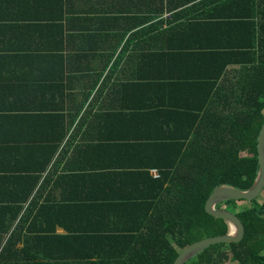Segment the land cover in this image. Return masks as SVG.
Returning a JSON list of instances; mask_svg holds the SVG:
<instances>
[{
  "label": "crops",
  "instance_id": "0c3cea01",
  "mask_svg": "<svg viewBox=\"0 0 264 264\" xmlns=\"http://www.w3.org/2000/svg\"><path fill=\"white\" fill-rule=\"evenodd\" d=\"M217 7L233 9L0 0V227L32 200L91 204L116 187L105 174L155 175L144 145L182 140L207 107L221 64L202 49L213 40L201 23Z\"/></svg>",
  "mask_w": 264,
  "mask_h": 264
},
{
  "label": "trees",
  "instance_id": "16d2710c",
  "mask_svg": "<svg viewBox=\"0 0 264 264\" xmlns=\"http://www.w3.org/2000/svg\"><path fill=\"white\" fill-rule=\"evenodd\" d=\"M226 5L233 9L217 7L201 23L213 40L202 49L221 64L208 82L207 107L182 140L144 145L157 152L148 164L156 175L105 174L116 187L85 206L32 200L20 219L0 227V264H172L184 246L228 232L205 202L218 185L249 188L258 171L264 0ZM259 196L218 203L242 221V239L212 244L184 264H264V186Z\"/></svg>",
  "mask_w": 264,
  "mask_h": 264
},
{
  "label": "water",
  "instance_id": "95a60500",
  "mask_svg": "<svg viewBox=\"0 0 264 264\" xmlns=\"http://www.w3.org/2000/svg\"><path fill=\"white\" fill-rule=\"evenodd\" d=\"M258 171L251 186L245 190L229 185H218L213 188L205 202V211L213 216L223 218L229 225V230L225 234L209 236L196 240L184 246L174 259L172 264H184L195 254L208 246L221 242H238L244 235V226L239 217L232 211L225 208H217L220 202L244 198L252 200L257 198L264 186V121L260 127L257 137Z\"/></svg>",
  "mask_w": 264,
  "mask_h": 264
},
{
  "label": "rangeland",
  "instance_id": "374dc122",
  "mask_svg": "<svg viewBox=\"0 0 264 264\" xmlns=\"http://www.w3.org/2000/svg\"><path fill=\"white\" fill-rule=\"evenodd\" d=\"M259 200H261L262 199V197L261 196H259V198H258ZM240 204L242 205V204H248L247 202H240ZM226 264H235V263H232V262H227Z\"/></svg>",
  "mask_w": 264,
  "mask_h": 264
},
{
  "label": "built area",
  "instance_id": "2783aa9c",
  "mask_svg": "<svg viewBox=\"0 0 264 264\" xmlns=\"http://www.w3.org/2000/svg\"><path fill=\"white\" fill-rule=\"evenodd\" d=\"M153 171H155V170H153ZM156 172V171H155ZM155 175H156V173H155Z\"/></svg>",
  "mask_w": 264,
  "mask_h": 264
}]
</instances>
